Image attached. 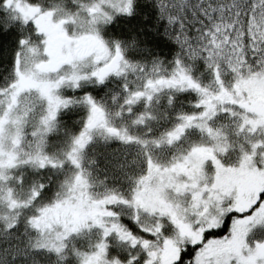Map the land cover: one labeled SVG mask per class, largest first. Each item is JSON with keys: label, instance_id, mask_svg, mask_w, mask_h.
I'll list each match as a JSON object with an SVG mask.
<instances>
[{"label": "snow or ice", "instance_id": "6c2138e0", "mask_svg": "<svg viewBox=\"0 0 264 264\" xmlns=\"http://www.w3.org/2000/svg\"><path fill=\"white\" fill-rule=\"evenodd\" d=\"M0 264H264V0H0Z\"/></svg>", "mask_w": 264, "mask_h": 264}]
</instances>
